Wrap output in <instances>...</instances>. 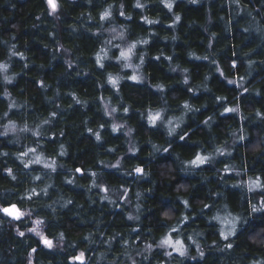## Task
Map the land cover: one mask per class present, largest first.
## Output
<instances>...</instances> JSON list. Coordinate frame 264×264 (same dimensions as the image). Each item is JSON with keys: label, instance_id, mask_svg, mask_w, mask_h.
<instances>
[{"label": "trees", "instance_id": "obj_1", "mask_svg": "<svg viewBox=\"0 0 264 264\" xmlns=\"http://www.w3.org/2000/svg\"><path fill=\"white\" fill-rule=\"evenodd\" d=\"M57 2L50 14L46 0H0V133L14 126L0 135V208L27 214L0 212V264H81L80 253L83 264H264V188H248L264 184V0ZM139 40L133 81L117 50ZM109 74L122 77L115 88ZM197 154L210 159L194 166ZM214 216L235 217V235L221 237ZM32 219L52 248L28 233ZM168 236L189 256L167 255Z\"/></svg>", "mask_w": 264, "mask_h": 264}, {"label": "snow or ice", "instance_id": "obj_2", "mask_svg": "<svg viewBox=\"0 0 264 264\" xmlns=\"http://www.w3.org/2000/svg\"><path fill=\"white\" fill-rule=\"evenodd\" d=\"M161 2L164 4V7H166L169 11L172 10L173 4H172L171 0H161ZM193 2H196V0H193ZM46 3L49 6V8L51 9L50 14L55 13L57 11V9L59 7L57 0H46ZM233 3H237L238 4L239 3V0H233ZM111 7L112 6L109 5V9L108 10H105L104 12L101 13V15H100V20L101 21H103V20L107 19L108 17H110V15H111V12H110ZM135 7H137V8H143L144 5L140 3V0H136ZM120 14H121V16H124L125 15L123 11H121ZM144 20H145L146 23H149V24L156 23V21H154V20H148L147 17H145ZM175 20L176 21H179L180 20V17L179 16H176L175 17ZM111 31L112 32H116V29L115 28H112ZM116 38H123V32L117 33V35L113 37V39H116ZM106 43L107 44H111V41H107ZM147 43H148L147 40H139V41H136V43L130 44L126 50L125 49H121L120 50V55L118 57H116V59L118 61L121 60V59H124L125 61H127L129 59V54L136 47V44H147ZM100 52L101 53H104V49H101ZM12 55H17V53H12ZM102 59H107V53H104V56L103 57L99 53L96 55V64L99 67H101V68L104 67V65L102 63ZM204 59H207V57H204ZM141 63H143V56H141ZM123 67H129V68H131V67H134V66L132 64H130V63H125L123 65ZM135 67H138V66H135ZM233 67H235V64H233ZM6 69H7V65L6 64L0 65V71H6ZM217 70L219 71V69H217ZM121 78L122 77H119V76L113 77L111 74H109V76H108V82L112 85L113 88H115L116 85H117V83H118V81ZM3 79H4V82L5 83H11V78L10 77H8V76L5 75ZM129 79H131L133 81H137L140 78L138 76H136V75H133ZM185 82H187V81H185ZM229 83H234V81H229ZM156 87L157 88H162V85H157ZM5 95L7 96V93H5ZM73 99L75 100L76 98L73 97ZM221 99H223V98L222 97H217V100H221ZM76 103H80V101L79 100H76ZM13 106H14L13 104H11V103L9 104V107L10 108L13 107ZM184 107L185 108H189L190 106L187 105V104H185ZM111 111L112 112H115L116 109L113 108ZM124 111L127 112L128 109L125 108ZM224 111L225 112H236V111H238V109L237 108H225ZM53 115H55V113H53ZM105 115H109V112H108L107 109H105ZM257 115H259V113H257ZM158 119H160V114L159 113H156L154 115L152 113H149V123L150 124H155ZM44 123H47V121H44ZM171 123L172 122L169 121V124H171ZM204 123L207 124L208 121H205ZM101 127H103V125H101ZM119 127H121V126L120 125H117V124H113L112 125V131L113 132L117 131V129ZM13 128H14V126L11 125V122H10L9 125H5V130H4L3 133H0V135H6L7 132L10 131V130H13ZM27 130L28 129L25 128V129H22L21 131H27ZM129 131H131V130H129ZM175 131H176V128L175 127H169L168 134L169 135H172ZM89 132H92V129H89ZM33 135H38V133L37 132H33ZM95 137H96V139L98 141L101 139V136H100L99 132L95 133ZM243 138H244L243 136L240 137V139H243ZM180 139L181 140L185 139V136L184 135L180 136ZM153 148H154V150L159 151V149H157L155 145L153 146ZM61 149H63V146L62 145H61ZM35 151L36 150L35 149H32V148H30L28 150V152H35ZM109 151H111V149H109ZM129 151L134 152L135 149L134 148H131V149H129ZM163 151L167 152L168 149L165 148V149H163ZM216 151L219 152L221 155H223V150L222 149H219L218 148V149H216ZM0 155H7V153H0ZM27 155H28L27 152H21L17 158L19 159L20 157L27 156ZM60 155H64L63 150H61ZM209 159H210V157H208V156H201V155L197 154L196 158L193 161H191V163L194 166H198V165L204 164ZM21 162L24 163L23 161H21ZM31 163H35V164L41 163L40 157L37 156L34 160L31 161ZM54 165H55V162L53 161L51 164L45 163L44 164V167L45 168H49V169L55 171V166ZM24 167L27 168L28 167V164L27 163H24ZM113 167H115V165H113ZM225 170L227 171V169H225ZM6 171L12 177V179H15L16 178L12 174V170L11 169H7ZM75 171L77 173L83 174L82 173V170L80 168L75 169ZM134 171L137 174H142L143 173V169L140 168V167H136L134 169ZM92 175L95 176L96 174L95 173H92ZM39 178L40 177H38V176L35 177V179H39ZM67 183L71 184L72 181L69 180V181H67ZM93 187H97V185L95 184V182L93 183ZM248 188H249V191H253L254 189L264 188V184H261L260 178L257 177L255 180H250L249 181ZM43 191L45 192V194H47V190L46 189L43 190ZM101 191H105V189L101 188ZM33 194H35L34 190H33ZM137 195H139V193ZM104 199H107V197H104ZM67 203L70 204V203H72V201L69 200V201H67ZM184 205H185V207L188 206V204H187L186 201L184 202ZM205 207H208V205H205ZM261 208H264V204L261 205ZM252 211L253 212L258 211V209L255 206H252ZM0 212H3V213H5V214H7L9 216H12L14 219H19L21 216L24 215V213L20 212L18 209L15 208V205L12 206V209L11 210L9 208H7V207L0 208ZM167 215H168V213H165V216H167ZM128 219H130V220L131 219H138V217L129 216ZM184 219L186 220L188 218L187 217H184ZM212 219L217 220V221H219L221 223L230 225V227L227 229V231H225V229H223V228L220 230V235L225 240H227L229 236L235 235V233H236V218L235 217H233V218H231L229 220L228 218H223L222 219L219 216H214V217H212ZM35 223L37 225H39L41 222L40 221H36ZM28 231L33 232L36 235L40 236L43 244L45 246H47L48 248H52L53 247L52 241L51 240H48L47 238H45L43 236V234L38 230V228H31ZM173 231H175V229H173ZM18 234L20 236H23L24 235L23 232H19ZM159 246L160 247L171 246L174 251H176V252L179 253L180 256H184L186 254L183 244H181V242L179 240H176L175 243H173L171 237H165L164 239H162L160 241V245ZM148 247L150 248L151 246H148ZM225 247L226 248H231L232 247V244L229 242L228 244L225 245ZM33 251H35V249H33ZM166 254L169 255V256H171V253L170 252L169 253H166ZM200 255L203 256V253H200ZM75 259L80 260L81 261V264H83L84 253H80V255L78 257H75Z\"/></svg>", "mask_w": 264, "mask_h": 264}, {"label": "rangeland", "instance_id": "obj_3", "mask_svg": "<svg viewBox=\"0 0 264 264\" xmlns=\"http://www.w3.org/2000/svg\"><path fill=\"white\" fill-rule=\"evenodd\" d=\"M49 10H50V12H51V9L49 8ZM52 14H55V13H52ZM128 46H129V44H127V43H122V45L121 46H119L120 47V49L119 50H117V53H118V55H120V50L121 49H127L128 48ZM134 53H133V50H132V52L129 54V59L127 60V61H125L124 59H121V61H122V64L124 65L125 63H130V64H132L134 67H131L130 68V75L131 76H133V75H136V76H138V77H140V75H138L139 74V61H135L134 60ZM135 66H138V67H135ZM126 68H129V67H126ZM10 210L12 209V206L11 207H8ZM16 208V207H15ZM16 209H18V208H16ZM19 210V209H18ZM20 212H22V213H24V215L23 216H21L19 219H14L12 216H9V215H7L12 221H15V220H20V219H24V218H26L27 217V214H25V212H23V211H21V210H19ZM36 221H38V220H35V219H32L31 220V228H38V230L43 234V236L45 237V235H44V233H43V231H42V225H41V223L39 224V225H37L35 222ZM230 227V225H228V224H226V226L223 228V229H225V231H227V229ZM30 228V229H31ZM28 233H31V234H34V235H36L35 233H33V232H28ZM40 240H41V237L40 236H38V235H36ZM168 237H171V239H172V241H173V243H175V241L176 240H178V239H176V238H174V237H172V236H168ZM46 238V237H45ZM49 240V239H48ZM180 241V240H179ZM41 242H42V240H41ZM42 244H43V242H42ZM52 244H53V242H52ZM182 244V243H181ZM184 246V245H183ZM164 248L166 249V251L167 252H173V253H178V252H176V251H174L173 250V248L171 247V246H164ZM184 249H185V255L184 256H189V254H188V252H187V249L185 248V246H184ZM179 254V253H178Z\"/></svg>", "mask_w": 264, "mask_h": 264}, {"label": "clouds", "instance_id": "obj_4", "mask_svg": "<svg viewBox=\"0 0 264 264\" xmlns=\"http://www.w3.org/2000/svg\"><path fill=\"white\" fill-rule=\"evenodd\" d=\"M173 39H175V37H173Z\"/></svg>", "mask_w": 264, "mask_h": 264}]
</instances>
